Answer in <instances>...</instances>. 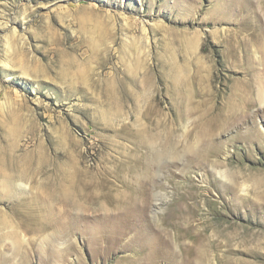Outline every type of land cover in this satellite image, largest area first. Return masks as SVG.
<instances>
[{
	"label": "rangeland",
	"instance_id": "1",
	"mask_svg": "<svg viewBox=\"0 0 264 264\" xmlns=\"http://www.w3.org/2000/svg\"><path fill=\"white\" fill-rule=\"evenodd\" d=\"M246 1L0 0V264H264Z\"/></svg>",
	"mask_w": 264,
	"mask_h": 264
},
{
	"label": "bare ground",
	"instance_id": "2",
	"mask_svg": "<svg viewBox=\"0 0 264 264\" xmlns=\"http://www.w3.org/2000/svg\"><path fill=\"white\" fill-rule=\"evenodd\" d=\"M238 3H234V5H232V7L234 6V7H237L238 8V11H246L247 9L248 10H250L251 9V6H252V4H250V3H247V1L246 0H236ZM258 4H262L261 2L259 3L258 2ZM255 6H256V4H254ZM260 7V6H259ZM222 9H225L224 7H222L221 8V10ZM232 9V8H231ZM234 9V8H233ZM233 9L231 10V11H233ZM258 19L260 20V21H262L263 23H264V17L263 16H261V15H259L258 14ZM252 25V22H250L249 23V27ZM252 27V26H251ZM253 31L255 32V33H257V32H260V33H264V25L263 26H256L255 28H253ZM262 52H263V55H264V50H261ZM253 55H255V52H252V55H247V56H245L246 57V59L247 60H252L253 59ZM244 59V58H243ZM263 80V79H262ZM260 86H263V85H259V89H258V97H259V100L262 102V103H264V86L263 87H260ZM218 125V127H219V123L217 124ZM215 129V128H214ZM215 130H212V132L211 133H209V135H206V138H205V140H206V142H210V143H212L213 142V138L215 137ZM217 135V134H216ZM213 144V143H212ZM215 145V144H214ZM220 176H221V179L223 180H229V176H228V173L227 172H225V171H218L217 172ZM217 174V175H218ZM229 182V181H228ZM259 190H260V187H259ZM262 190V189H261ZM141 194V193H140ZM139 194V195H140ZM143 194V193H142ZM133 195H135V200H136V196H138V195H136V194H134L133 193ZM260 195V194H259ZM258 195V196H259ZM261 195H262V193H261ZM139 197V196H138ZM143 196H141V198H142ZM132 199H133V197H131ZM260 198V197H259ZM262 198V197H261ZM129 199V198H128ZM126 200V201H128V202H131V200ZM258 200V199H257ZM133 201V200H132ZM140 201V200H139ZM138 201V202H139ZM136 202V201H135ZM121 203V202H120ZM119 203V204H120ZM133 204H135L134 202H132ZM127 204H129V203H127ZM139 204V203H138ZM135 206H136V204H135ZM134 206V207H135ZM139 206V205H138ZM137 207V206H136ZM123 211V210H122ZM138 211V210H137ZM124 212V211H123ZM137 215V214H136ZM185 219V218H184ZM187 221V220H186ZM13 239H15L14 240V242H16L17 243V241H19L20 240V235H19V233L18 234H16V235H14L13 236ZM177 240V239H176ZM203 241H205V240H203ZM207 242V241H206ZM202 243V242H201ZM205 244V243H204ZM202 245V244H201ZM215 245H216V243H215ZM202 247V249L201 250H199V255H198V260H199V262L201 263V262H204V261H206V259H207V253H206V251L205 250H203V248L204 247H206L205 245H202L201 246ZM195 250V249H194ZM194 254V253H193ZM196 255H197V251H196ZM195 257V256H194ZM186 258V257H185ZM192 258V257H191ZM197 258V257H196ZM195 258V259H196ZM210 259V258H209ZM175 260H177V259H175ZM186 260V259H185ZM208 260V259H207ZM191 261H194L193 259L191 260ZM190 261V262H191ZM176 262L177 261H175V264H176ZM195 262V261H194ZM173 263V262H172ZM194 264V263H193ZM201 264H204V263H201Z\"/></svg>",
	"mask_w": 264,
	"mask_h": 264
}]
</instances>
